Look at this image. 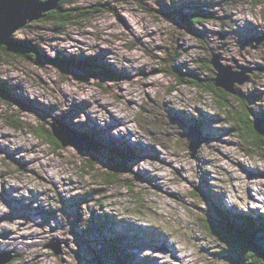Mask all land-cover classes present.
Returning a JSON list of instances; mask_svg holds the SVG:
<instances>
[{"label":"rangeland","instance_id":"rangeland-1","mask_svg":"<svg viewBox=\"0 0 264 264\" xmlns=\"http://www.w3.org/2000/svg\"><path fill=\"white\" fill-rule=\"evenodd\" d=\"M206 5L218 18L186 27ZM60 14L73 23L11 35L38 53L0 51L16 102L0 101V264H234L205 224L216 205L264 216V146L188 80L215 79L204 65L220 57L243 80L229 102L264 126V0H69ZM53 126L74 135L67 146L38 136Z\"/></svg>","mask_w":264,"mask_h":264},{"label":"trees","instance_id":"trees-1","mask_svg":"<svg viewBox=\"0 0 264 264\" xmlns=\"http://www.w3.org/2000/svg\"><path fill=\"white\" fill-rule=\"evenodd\" d=\"M68 1L69 0H59L57 10L45 14L44 18L42 19L43 22H58L61 24L73 23V20L70 19V17L60 14V9ZM204 7L207 9H203L201 6H199L197 9L199 12L195 11L188 14H182L181 20L186 25V27L192 28L195 25L218 18L210 10L212 7L211 5H206ZM0 51L3 53L13 52L20 57L26 58L32 56V53H38L35 47H30L25 42H20L17 45H13L11 49L7 47H0ZM67 62L69 61L62 57H57L53 60V64L62 71L68 70ZM206 63L207 64H205L204 67L209 68L211 60H207ZM190 74H192L190 75L191 80H188V83L205 90L206 93L210 94L213 99L217 101L219 107L226 111L229 117H232V119L235 120V126L233 127L232 131L241 134L244 137V140L248 142L253 149H262L264 146V135H262L256 129L255 120L251 119V109L247 104H245V101L239 98L238 101L241 102L242 110H236L235 106H233V104L229 102L228 99L231 94L227 93L221 88H217L214 78L211 77L208 79H201L195 73ZM176 76L180 82H186L183 80L181 75ZM4 88V86H0V101L6 102L9 105H16V102H13L8 98ZM260 119L264 120V114L260 115ZM38 136L46 140L50 146L56 147L57 149L62 148V144L55 137L53 130H48L45 133L42 128H39ZM112 171L115 175H117L124 173L126 170L122 164H117L112 169ZM215 201L217 200L215 199ZM216 208L218 215L216 218L217 221L212 219L211 222H206L205 227L208 232L228 246L225 253L226 256L228 258L232 257L234 264H264V216L252 217L250 215H245L239 217L225 208L219 207L217 205ZM106 217L109 220L113 219L108 215ZM129 233L130 232L124 234L128 235L127 237L124 235H114V237L110 238L109 240L110 245L115 250H117L116 246L122 244L124 240L126 241L124 243L128 244L136 241L137 237L134 234L133 236H130ZM122 260H124V258Z\"/></svg>","mask_w":264,"mask_h":264},{"label":"water","instance_id":"water-1","mask_svg":"<svg viewBox=\"0 0 264 264\" xmlns=\"http://www.w3.org/2000/svg\"><path fill=\"white\" fill-rule=\"evenodd\" d=\"M58 3L59 0H0V47L11 49L14 44L20 43L11 41V35L28 23L41 20L44 18L45 14L57 10ZM211 65L216 74V78L214 79L216 87L223 89L229 94H236L234 90L235 83L240 85L243 84V80L239 78L240 75L232 74L231 69L224 66L221 63V58L218 56L213 57ZM256 129L264 135V126L256 125ZM53 133L61 142L62 146L68 145L67 137H74L72 134L65 135L62 133L61 129L55 126H53ZM186 136L192 140L190 148L194 152L197 151L204 142L200 134L196 133L192 128ZM80 148L86 150L83 149L82 146H80ZM90 149L92 148L88 150Z\"/></svg>","mask_w":264,"mask_h":264},{"label":"bare ground","instance_id":"bare-ground-1","mask_svg":"<svg viewBox=\"0 0 264 264\" xmlns=\"http://www.w3.org/2000/svg\"><path fill=\"white\" fill-rule=\"evenodd\" d=\"M203 120V119H202ZM205 121V120H204ZM91 130V129H90ZM162 262V261H161Z\"/></svg>","mask_w":264,"mask_h":264}]
</instances>
